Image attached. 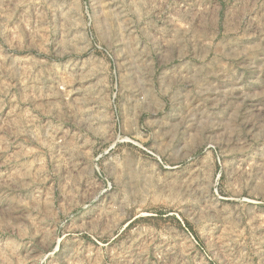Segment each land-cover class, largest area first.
<instances>
[{"label": "rangeland", "instance_id": "rangeland-1", "mask_svg": "<svg viewBox=\"0 0 264 264\" xmlns=\"http://www.w3.org/2000/svg\"><path fill=\"white\" fill-rule=\"evenodd\" d=\"M0 264H264V0H0Z\"/></svg>", "mask_w": 264, "mask_h": 264}]
</instances>
